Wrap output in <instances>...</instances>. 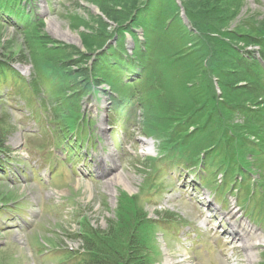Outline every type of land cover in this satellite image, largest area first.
Returning <instances> with one entry per match:
<instances>
[{
  "label": "rangeland",
  "instance_id": "1",
  "mask_svg": "<svg viewBox=\"0 0 264 264\" xmlns=\"http://www.w3.org/2000/svg\"><path fill=\"white\" fill-rule=\"evenodd\" d=\"M26 3L43 19L44 31L52 40L62 45L73 46L81 52L85 51V47L79 32L73 30L71 26V17L82 18L88 22L90 17L102 16L96 6L81 0H25L24 4ZM78 3L82 8L78 7ZM247 17L254 18L255 21L264 20V0H244L237 22L240 20L246 22ZM49 20L54 21L63 31L77 37L78 42L71 43L53 37L48 31ZM113 28L112 25V30ZM234 28H236L235 23L231 25V29ZM141 31L143 30L140 28L134 29L139 44L145 41ZM130 35H125V41H129L126 36L131 37ZM133 41L135 43L134 38ZM116 42L117 38L114 37L111 45ZM9 49L15 53L25 50L29 54V50L24 46L22 32L11 23L2 21L0 22V63L5 62L3 56L8 54ZM126 50L130 55L129 49ZM166 50H160L158 58H166ZM251 50L259 53L258 48ZM10 64L16 70L21 72L25 70L23 76L28 80L32 82L35 80L36 71L30 59L28 63L15 61ZM162 69L166 70L162 86L164 88L169 86L170 89L174 85L171 89L176 87V92L182 89L186 98V90L181 87L182 80L179 77L181 73L177 71L178 69L174 72L169 71L167 67ZM41 76L36 77L38 86L40 85L39 93L41 97L45 96L40 92L45 89L49 94L41 99L28 94L29 89L21 82L8 80V83L3 81L0 84L2 97L0 109L9 120L10 126H6L9 130L7 146L12 152L11 159L5 160L3 156L1 157L5 160L6 174L1 171L0 204L7 202L9 207L0 208V211L4 212V215L0 216V264H77L78 261L74 258L66 259L68 252L62 249V245L65 244L64 239L68 238L69 242L74 241L80 227L106 229L108 220L115 217L118 207L117 198L121 194L129 198L138 197L142 206L145 205L149 217L153 219L162 216L178 218L175 220L177 222L162 221L160 229L154 226L156 237L164 235V240L157 241L159 248L157 264H166V257L170 264H247L245 252L238 248L237 241L233 246L234 249L228 248L225 251L224 257L219 255V249L223 250L225 247L223 227L226 222L220 223L214 219H210L207 223L201 222L200 213L205 214V218L209 214L200 212L202 209L194 202H189L186 194L192 191L191 185L200 180V186L195 185L200 195L198 193L196 195L203 202H207L202 194L210 193L212 197L209 200L215 205H222L223 202L219 200L220 194L212 192L210 184L221 186L223 179L219 175L224 173V170L218 168V165L221 158H225L230 160L229 164L234 163L238 168L237 172L228 171L229 177L226 179L229 187L224 191L228 197L226 200L228 201L232 196L230 200L236 201L239 220L247 222L249 219L252 222L260 217L264 220V205L261 214L256 210V204L259 202L258 205H261L260 203L264 202V150L259 151L256 147L255 153L247 156L248 162L245 166L249 172L245 170L244 173H240L244 177L237 174L241 161L233 156V154L237 155L235 146H232L233 141L227 142L228 147L222 149L225 156L210 155V151L207 153L205 161L210 167L207 172L209 176L204 175L206 178L204 180L200 179L199 173L193 171L183 174L176 171L177 169L169 170L170 158L166 154H182L181 149L189 152L194 144L185 145V139L178 140L177 144L173 143L175 134L172 131L168 133L167 131L170 130L162 127L164 118H153L156 116L151 112L154 98L147 96L148 82L140 86L141 92L137 90L129 103L120 105L117 113L114 109L113 111L110 109L108 95L111 91L107 86H102L94 98L91 96L93 93L81 97L78 104L81 109H77L68 100L61 101L59 97H55L54 89L49 83L42 87V80L45 78ZM161 79L162 77L159 81ZM216 87L220 92L221 89L217 84ZM40 103L45 107L40 108ZM54 109L64 123L69 122L66 117L83 119L78 131L79 139L82 137V140H78V143H81L77 146L80 150L78 156L71 153V148L63 149L61 145L57 146L54 143L52 129L61 125L57 123L56 127L51 126L50 118L52 119ZM74 112H79V116ZM146 116L149 117L152 128L160 135L153 134L155 140L152 154H144L147 149L143 143L150 140L143 136ZM103 117H106V120ZM242 120V117L236 116L235 123ZM73 144L75 145V142ZM101 147L104 148V152ZM110 154L119 162L114 175H122L129 189L123 184L115 186L113 192L109 189L110 176L106 175L102 163L98 162V157L100 155L108 157ZM149 159L155 161L151 164L148 162ZM62 162L67 164L63 168L59 166ZM70 164H73V168ZM105 164L108 167L112 165L108 159L105 160ZM146 164L152 166L151 169L145 170ZM99 167L103 168V171ZM158 170L162 171L159 175ZM51 176L53 180L50 181ZM149 178L152 182L150 181L147 187ZM255 193H258L256 198ZM227 203L224 209H228L230 203ZM203 211H206L205 208ZM156 213H161L162 216L157 218ZM258 225L256 226L261 229L258 234L262 237V243L254 252L255 264H260L264 252V224ZM226 227L228 228L227 225ZM66 245L68 246V243Z\"/></svg>",
  "mask_w": 264,
  "mask_h": 264
},
{
  "label": "trees",
  "instance_id": "2",
  "mask_svg": "<svg viewBox=\"0 0 264 264\" xmlns=\"http://www.w3.org/2000/svg\"><path fill=\"white\" fill-rule=\"evenodd\" d=\"M24 1L0 0V21L13 19L29 50V54L8 50L3 56L5 62L0 63V84L8 80L23 82L31 94L38 95L36 77L42 75L45 79H38L43 81L42 87L49 83L55 97L68 100L77 109L81 97L107 84L119 95L114 102L118 113L120 105L133 99L137 90L141 92L140 86L148 82L147 96L154 98L153 118H164L162 127L175 134L173 143L185 139V145L194 144L189 152L181 149L182 154H173L175 158H182L190 167L202 163L209 168L207 153L225 156L222 149L233 141L237 154L233 156L241 161L239 173L249 172L247 156L255 153L256 147L264 150V20L247 17L246 22H237L244 0H81L96 6L102 14L90 17L88 22L71 17L84 52L52 40L44 31V21ZM78 7L82 8L79 3ZM233 23L236 28L231 29ZM139 28L145 37L142 44L134 32ZM126 34L135 39L131 56L126 50ZM114 37L117 42L111 45ZM106 46L109 48L104 52ZM248 48H259L261 61L255 52H247ZM165 49L166 58H158L160 50ZM29 59L36 71L33 82L25 81L10 64L28 63ZM164 67L181 73L186 98L181 88L176 92V87L171 89L174 85L170 89L162 86ZM40 92L45 96L39 93V98L49 95L45 89ZM53 112V125L61 123L55 126L59 137L79 128V117H66L69 122L64 123L55 109ZM75 114L79 116V112ZM236 116L242 117V122L235 123ZM149 121L146 116L143 135L160 136ZM7 125L9 120L0 110V156L5 160L11 153L6 146ZM219 162L224 176L237 167L225 158ZM115 212L106 229L83 228L80 236L86 254L79 264H156L154 224L147 219L138 197L121 194Z\"/></svg>",
  "mask_w": 264,
  "mask_h": 264
},
{
  "label": "bare ground",
  "instance_id": "3",
  "mask_svg": "<svg viewBox=\"0 0 264 264\" xmlns=\"http://www.w3.org/2000/svg\"><path fill=\"white\" fill-rule=\"evenodd\" d=\"M48 31L53 35V37L66 41L71 43L78 42L77 37L72 36L69 32L63 31L60 26L56 25L54 21L49 20L48 21ZM264 70V68H263ZM111 106V105H110ZM112 109V107H110ZM146 147V151L144 154H151L153 149V144L149 141L143 143ZM105 159H109L112 163L111 167L108 168V165L105 164ZM98 161L102 163V167L104 168L107 175H109V189H111V192H113V189L115 186H119L123 184L125 188L129 189V185L127 182H125L124 177L122 175H114L115 169L117 166H119L118 160L112 155H108V157L103 158L101 156L98 157ZM101 167H99L100 169ZM103 168L101 170L103 171ZM237 167H235V171L237 172ZM4 171V170H2ZM240 177H244L240 173H237ZM238 213L232 211L229 213V217L231 219H234V225H238V228L242 231L241 234L237 235L235 238H233L232 241H226V248H232L234 242L238 238V241L241 243V248L245 252L246 262L247 264H255V255L254 252L256 251L257 247L259 246V243H261V238L257 234V232L253 231L249 228V226L241 221L238 222L236 220ZM227 238H225L226 240ZM166 264H170L168 258L166 257Z\"/></svg>",
  "mask_w": 264,
  "mask_h": 264
}]
</instances>
